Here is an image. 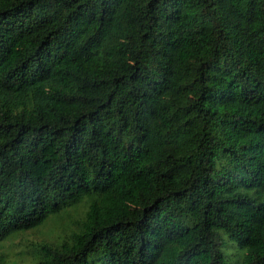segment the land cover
Here are the masks:
<instances>
[{
  "label": "trees",
  "instance_id": "trees-1",
  "mask_svg": "<svg viewBox=\"0 0 264 264\" xmlns=\"http://www.w3.org/2000/svg\"><path fill=\"white\" fill-rule=\"evenodd\" d=\"M88 196L35 264H264V0H0V245Z\"/></svg>",
  "mask_w": 264,
  "mask_h": 264
},
{
  "label": "rangeland",
  "instance_id": "rangeland-1",
  "mask_svg": "<svg viewBox=\"0 0 264 264\" xmlns=\"http://www.w3.org/2000/svg\"><path fill=\"white\" fill-rule=\"evenodd\" d=\"M91 197L67 205L43 224L16 232L0 245L4 264H35L43 257L42 244L60 246L70 241L87 220Z\"/></svg>",
  "mask_w": 264,
  "mask_h": 264
}]
</instances>
